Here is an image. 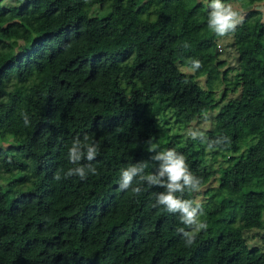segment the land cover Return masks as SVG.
<instances>
[{
	"label": "trees",
	"instance_id": "trees-1",
	"mask_svg": "<svg viewBox=\"0 0 264 264\" xmlns=\"http://www.w3.org/2000/svg\"><path fill=\"white\" fill-rule=\"evenodd\" d=\"M208 3L0 0V139L15 126L18 142L0 149V264H264V249L244 236L264 211V128L204 192L208 227L191 246L176 231L185 227L178 214L154 206L163 189L119 190L120 170L149 160L153 146L184 154L202 185L210 177L205 144L198 141L194 154L163 131L152 100L158 91L187 122L215 107L220 84V99L238 91L205 131L229 137L217 150L238 149L242 111L264 122L262 13L249 10L229 34L237 53L229 78L207 25ZM193 58L199 70H191ZM85 135L99 145L97 174L65 179L77 166L68 158L72 142Z\"/></svg>",
	"mask_w": 264,
	"mask_h": 264
},
{
	"label": "clouds",
	"instance_id": "clouds-1",
	"mask_svg": "<svg viewBox=\"0 0 264 264\" xmlns=\"http://www.w3.org/2000/svg\"><path fill=\"white\" fill-rule=\"evenodd\" d=\"M208 8L207 25L217 37L223 38L234 33L242 23L240 13L225 0H209ZM189 63L192 71L199 70L203 66L202 61L195 58ZM21 116L25 126H28L30 123L28 114L21 113ZM187 134L193 141L205 144L209 151L222 149L224 145L230 143L227 136L209 139L199 128H191ZM148 143H151V139ZM98 148V144L90 142L88 135H85L82 140L79 137L75 138L69 149L68 158L70 163L77 166L69 168L63 178L78 176L84 180L89 174H97V169L91 162L96 159ZM151 152L153 155L149 160L138 161L120 170L119 190L131 189L134 194L140 195L145 183L149 188L163 189L155 193L156 205L154 206H163L168 213L178 214L181 224L185 227H178L176 231L182 235L186 246H191L196 240V235L201 230H206L208 225L201 220L204 214L202 205L194 199L185 198V193H198L201 190L202 178L193 173L186 156L176 149L157 150L153 146ZM82 160L88 163H81ZM147 168H151V171L146 172ZM54 179L57 181L62 179L60 172L54 175ZM134 180L137 182L135 187ZM186 228L190 230H185Z\"/></svg>",
	"mask_w": 264,
	"mask_h": 264
},
{
	"label": "rangeland",
	"instance_id": "rangeland-1",
	"mask_svg": "<svg viewBox=\"0 0 264 264\" xmlns=\"http://www.w3.org/2000/svg\"><path fill=\"white\" fill-rule=\"evenodd\" d=\"M206 1V0H204ZM245 0H225L226 3H230L240 13L242 20L246 16L247 12L253 8L259 9L262 13L261 21L264 22V0L254 1L250 4H243ZM10 0H3L4 4H8ZM232 37L230 35L226 37H218L217 45L220 52L219 58L225 62L222 68H228L227 76L232 77L237 63V53L234 47L231 45ZM182 71L186 73L190 72L187 67L179 66ZM199 83L202 84V78L199 79ZM224 88L223 84L215 90L216 105L207 113L193 118L189 122L176 116L171 108L164 107V99L160 96V91L156 92L153 100V106L159 109V116L162 119V129L169 135L170 139L179 146H184L190 149L192 153H196L198 149L197 142L193 141L188 136V130L191 128H199L202 131L208 130L213 124V116L217 112L218 107L228 98L236 97L238 91H227L224 98H219ZM245 110L241 113V127L240 135L238 139V149L235 152L221 151V150H204L203 166L210 172L209 179L201 186V190L198 193H194V200L198 203L205 201L204 192L213 188L216 185V176L221 169H227L233 162L245 155V152L249 146L256 142L260 132L264 128V122L255 120ZM6 133V139H0V149L5 150L8 147L17 145L15 139V126H8L4 128ZM1 183V182H0ZM5 187V186H4ZM246 243L249 246L255 245L261 249H264V211L262 212L261 225L258 228H251L244 231Z\"/></svg>",
	"mask_w": 264,
	"mask_h": 264
},
{
	"label": "built area",
	"instance_id": "built-area-1",
	"mask_svg": "<svg viewBox=\"0 0 264 264\" xmlns=\"http://www.w3.org/2000/svg\"><path fill=\"white\" fill-rule=\"evenodd\" d=\"M219 47V49H220V46H218Z\"/></svg>",
	"mask_w": 264,
	"mask_h": 264
}]
</instances>
